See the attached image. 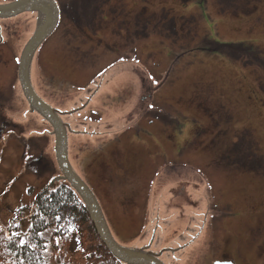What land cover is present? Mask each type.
Segmentation results:
<instances>
[{
	"label": "rangeland",
	"instance_id": "1",
	"mask_svg": "<svg viewBox=\"0 0 264 264\" xmlns=\"http://www.w3.org/2000/svg\"><path fill=\"white\" fill-rule=\"evenodd\" d=\"M120 1L110 0L112 17L88 12L83 33L67 17L30 65L32 88L51 106L74 112L93 92L89 106L116 121L109 134L79 125L84 111L71 116L72 169L119 244L161 250L166 264H264V0H136L144 29ZM16 18L29 33L30 16ZM20 50L0 72V223L17 217L25 228L34 195L61 173L49 123L21 88L1 91L12 73L10 88L19 84ZM147 104L146 134L135 135L126 128Z\"/></svg>",
	"mask_w": 264,
	"mask_h": 264
},
{
	"label": "trees",
	"instance_id": "2",
	"mask_svg": "<svg viewBox=\"0 0 264 264\" xmlns=\"http://www.w3.org/2000/svg\"><path fill=\"white\" fill-rule=\"evenodd\" d=\"M37 64L42 68L40 62ZM97 76L98 73L91 79L95 80ZM48 80L49 84L51 83L54 87V80L51 77ZM56 82L62 85L63 80L59 79ZM78 87L82 89L83 85L80 84ZM91 89L89 92L92 91ZM86 93L85 91L84 94ZM92 95H94L93 92L88 99L85 98L84 106L71 116L77 114L78 111H84L79 125L91 122L96 124L97 128L106 129L110 134L111 130L117 126L116 121L114 118L110 120V115L94 117L92 110L95 104L89 106ZM143 97L146 99L145 96ZM146 106L148 113L153 106L149 108L148 104ZM89 111L92 112L89 113ZM159 114L162 115L163 112ZM71 116L62 117V119L71 120ZM138 116L130 125H135ZM110 122L114 124L113 127H110ZM119 134L114 131L113 135L109 136ZM101 147L100 144L98 149ZM98 149L94 147L92 152ZM53 168L55 169V166ZM58 171L60 174L59 167ZM54 174L56 173L53 170V176ZM85 176L82 178L85 179ZM88 185L90 187V184ZM32 203L29 223L25 228L22 227L21 218L17 217L9 219L6 224L0 223L2 224L0 226V264H123L101 241L80 195L67 180L58 179L45 186L34 195ZM22 208L16 210L17 214ZM77 251L79 253H76Z\"/></svg>",
	"mask_w": 264,
	"mask_h": 264
},
{
	"label": "water",
	"instance_id": "3",
	"mask_svg": "<svg viewBox=\"0 0 264 264\" xmlns=\"http://www.w3.org/2000/svg\"><path fill=\"white\" fill-rule=\"evenodd\" d=\"M26 10L37 11L38 20L34 32L21 49L17 62V78L29 109L40 114L52 126L55 159L61 171V175L54 177L53 180L65 179L78 192L99 238L110 253L123 264H165L159 258L161 250L153 252L149 250L148 245L131 247L115 241L95 195L72 169L67 154L68 127L61 119V115L66 112L51 106L34 91L29 74L34 51L52 32L58 21V7L54 0H11L0 3V17L14 16ZM213 264L233 263L227 260H215Z\"/></svg>",
	"mask_w": 264,
	"mask_h": 264
},
{
	"label": "flooded vegetation",
	"instance_id": "4",
	"mask_svg": "<svg viewBox=\"0 0 264 264\" xmlns=\"http://www.w3.org/2000/svg\"><path fill=\"white\" fill-rule=\"evenodd\" d=\"M7 1H11V0H0V3L1 2H7ZM118 1L121 2L120 0H118ZM127 1H129V0H127ZM135 1L136 0H130L129 2L130 3L132 2L134 4ZM142 1H144V0H142ZM55 2H56V5L58 7V21L56 23V26L52 30V32L38 45L37 49L34 51V53L32 55L31 62H32V60L40 61V55H39L40 54V49L43 48L49 42V38L53 35V33L57 30V28L61 26V23L63 21H65L67 17L71 18L73 22H74V19H75L76 22H77V25L79 27L77 29L80 30L79 31L80 33H83L84 30L86 29L85 25H84L85 24V18L84 17H88L90 15L88 12L95 13V11L98 9L99 13H101L102 18L106 19L107 12H110V14H111L113 12V10L115 9V7H114V9H111L112 5H110V0H55ZM125 3H127V2L125 1ZM135 4L132 6V9H131V10H133L135 12V13H133V16L137 15L136 9H135ZM106 5H107V8H106L107 11L103 8ZM26 14H28V17L30 16L29 22L32 24V28L29 31V33H28V30H25L23 32H22V30H20V27H18V23H19L20 19L16 18V17H19V16L21 18V16L26 15ZM110 14H109V16H110ZM143 16H144L143 12L140 13V18H138V16H136V22L137 23L142 22V26H143L142 29H144L146 26H148V20L145 21L144 19H142ZM111 17H112V14H111ZM37 20H38L37 11H31V10L23 11V12L17 14V15H14V16L0 17V35H1V37H0V72L2 70L3 64L9 65V64H12L13 61H15L16 53H17L18 49H20V47L22 49V47L24 46V44L26 43L28 38L34 32ZM123 22L124 23L125 22H129V20L124 19ZM136 22H135V24H137ZM129 27H128L127 31H129ZM22 33L23 34L27 33V38H25V40L23 42L20 39V36H21ZM131 47L132 46H130V48L128 50V53H130L131 58H133V56H135V55H134V52H133L134 50H132L133 47L132 48ZM103 69L104 68L96 70L91 75H89L90 74L89 73L88 75H86V77L84 79H86V78L89 79L90 77L91 78L94 77V75L96 73H99ZM6 70H7V67L3 68V74L6 72ZM13 71H14V68H13ZM14 75L15 74L12 73L11 74V78L13 77V79H14ZM11 78L8 81L7 87L4 88V89H1L2 92H5V93L6 92H10V94H13V93H15V90H17V88L18 89L21 88L20 84L16 85L13 82L12 86H14V89H11L10 88L11 85L9 84ZM82 83L83 82H81V84ZM141 85L143 87V83ZM115 97L116 96L114 94H111L110 97L107 98L108 103L106 105L109 106V104L115 103L116 102L115 101ZM143 100H144V97L142 96L141 97V102H143ZM104 103H106V102H102L101 99H100V102L98 104L101 105V104H104ZM92 111H94V112H92ZM92 111H89V113L92 112L94 117L99 118V117L102 116L101 112H100L101 109H100V107L98 105H95V107H94V109ZM71 114L72 113H66L62 117L71 116ZM138 115H139L138 119L136 120L135 125H133V126H136V127L129 126L128 128H126V129L130 128L129 131H132V129H135V133H134L135 135H139L141 133L146 132L144 129H147V128L143 125L144 121H145V123L146 122L150 123L149 116H148V113H147V107H145L144 110L141 108V112ZM111 119H113V118H110V120ZM63 121L67 124V127H68L67 131H70V132L73 131L72 128H71V124H70L71 120H63ZM9 122H11V121H9ZM112 124L113 123L110 122V127L114 126V124L113 125ZM129 131L123 130L118 136H110L108 138V140L110 142L118 140V139L121 138L122 135L128 134ZM144 134H146V133H144ZM108 140H106L104 142L105 145L107 144L106 142H109ZM100 149H102V148H100ZM84 181L87 183V181L85 179H84ZM212 235L213 236L216 235V231L215 230L211 231V236ZM233 263L236 264L235 262H233Z\"/></svg>",
	"mask_w": 264,
	"mask_h": 264
},
{
	"label": "snow or ice",
	"instance_id": "5",
	"mask_svg": "<svg viewBox=\"0 0 264 264\" xmlns=\"http://www.w3.org/2000/svg\"><path fill=\"white\" fill-rule=\"evenodd\" d=\"M150 107H151V105H150Z\"/></svg>",
	"mask_w": 264,
	"mask_h": 264
}]
</instances>
